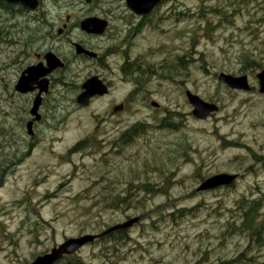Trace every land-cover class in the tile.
<instances>
[{"label": "rangeland", "instance_id": "rangeland-1", "mask_svg": "<svg viewBox=\"0 0 264 264\" xmlns=\"http://www.w3.org/2000/svg\"><path fill=\"white\" fill-rule=\"evenodd\" d=\"M9 22V33L26 31ZM116 47L101 66L67 61L32 138L25 128L32 98L14 90L19 48L0 41V162L9 171L0 186V264H29L68 239L133 219L126 241L95 240L75 259L217 264L245 252L250 264H264V246L237 231L239 200H259L264 211V97L256 80L264 69V0H168ZM125 62L143 75L125 77ZM220 74L246 76L250 91L229 90ZM91 76L109 92L82 108L75 99ZM187 91L217 111L196 120ZM168 116L174 129L160 127ZM137 123L148 128L121 145ZM84 140L92 146L71 151ZM219 174L238 177L232 187L196 192Z\"/></svg>", "mask_w": 264, "mask_h": 264}, {"label": "flooded vegetation", "instance_id": "flooded-vegetation-1", "mask_svg": "<svg viewBox=\"0 0 264 264\" xmlns=\"http://www.w3.org/2000/svg\"><path fill=\"white\" fill-rule=\"evenodd\" d=\"M167 2L168 0H162L148 13L136 15L128 9L125 0H21L20 2L0 0V41L6 43V46L19 48L16 53L20 56L18 62L22 63L23 67L18 76L28 67L39 63L45 64L44 56L47 53H53L64 63L62 69L53 71L47 77L49 88L48 92L42 95V108L51 91L55 75L66 69L67 61L76 59L103 65L104 59L118 52L117 47L120 45L116 47L117 41L118 44L124 43L126 37L132 38L139 33L143 27L149 25L153 16ZM88 19H97L100 23H105L106 27L102 33L84 31L81 24ZM10 20L12 23L25 26L26 31L16 28L14 31L10 29L9 33ZM12 32L17 36L14 37ZM36 45H42V48L35 49ZM75 45L95 53L96 57H89L83 53L77 55ZM37 93L38 90L35 88L33 92L20 95H29L33 100ZM31 120L28 115L26 124ZM37 124V122L32 124L33 133ZM29 137L34 138L35 133ZM8 173L7 166H0V186Z\"/></svg>", "mask_w": 264, "mask_h": 264}, {"label": "water", "instance_id": "water-1", "mask_svg": "<svg viewBox=\"0 0 264 264\" xmlns=\"http://www.w3.org/2000/svg\"><path fill=\"white\" fill-rule=\"evenodd\" d=\"M10 2H20L21 0H6ZM162 0H125L128 9L136 15L148 13L157 3ZM105 23H100L97 19H88L81 24V28L88 33L100 34L105 29ZM75 52L77 55L85 54L89 57H96L95 53L84 50L81 46L75 45ZM45 64L39 63L35 66L28 67L19 76L14 90L19 94H27L35 91L37 88L38 93L32 101L29 115L32 120L25 126L28 136H33L32 124L41 119L39 109L42 103V95L48 92L49 80L48 75L57 69L64 67V63L57 58L53 53H47L44 56ZM258 83V93L264 97V69L256 75ZM218 81L224 84L228 89L235 91L248 92L250 86L246 76L233 77L231 75L220 74ZM108 94V88L101 79L97 76H92L85 80L81 85V92L77 95L75 101L79 107H87L94 97H103ZM188 104L192 107V116L196 120H205L211 114L217 111V107L213 104L205 103L199 97L185 93ZM151 106L157 108L158 105L154 102ZM123 109L122 105L113 108L112 112H119ZM237 175L219 174L204 180L196 192H208L220 187H228L234 183ZM137 219L130 220L121 225H116L100 235H85L79 238L68 239L61 245L50 250L49 253L37 257L30 264H54L62 257L69 256L77 253L81 248L94 242L98 237L104 236L115 230H126L133 226Z\"/></svg>", "mask_w": 264, "mask_h": 264}, {"label": "trees", "instance_id": "trees-1", "mask_svg": "<svg viewBox=\"0 0 264 264\" xmlns=\"http://www.w3.org/2000/svg\"><path fill=\"white\" fill-rule=\"evenodd\" d=\"M181 60V59H179ZM135 63L125 62L120 67V72L125 76L130 78L131 76L138 74L143 75V72L139 71L135 67ZM160 127L167 129H174V125L170 120L169 116L160 119ZM148 128L147 126H143L141 123H137L130 128H128L125 132H123L118 141L121 145L125 146L133 141L136 137H138L141 133ZM90 148L92 146L90 141L84 140L79 142L71 151H81ZM3 164L0 162V166ZM6 165V164H5ZM233 186V185H232ZM230 186V187H232ZM141 189H145V192L155 193L151 185L147 187L146 185L141 186ZM124 200L122 199L121 202ZM238 209L241 211L240 222L237 227V231L241 234L246 235L248 238V243L253 244L255 246H264V211L260 213L262 208V204L259 200L246 201L241 199L237 203ZM179 213V212H178ZM127 240L126 230H117L105 235L103 238L98 241H107L111 243H121ZM67 260V264H81L78 259L75 257H70ZM250 258L245 257V252L239 253L235 258L231 260H221L217 264H250Z\"/></svg>", "mask_w": 264, "mask_h": 264}]
</instances>
